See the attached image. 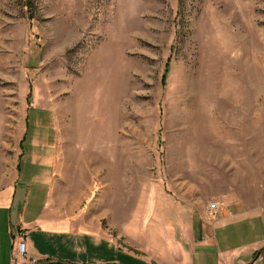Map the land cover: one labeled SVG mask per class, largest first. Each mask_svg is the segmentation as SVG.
<instances>
[{
	"label": "rangeland",
	"instance_id": "rangeland-1",
	"mask_svg": "<svg viewBox=\"0 0 264 264\" xmlns=\"http://www.w3.org/2000/svg\"><path fill=\"white\" fill-rule=\"evenodd\" d=\"M39 109L70 226L158 250L264 213V0H0V184Z\"/></svg>",
	"mask_w": 264,
	"mask_h": 264
},
{
	"label": "crops",
	"instance_id": "crops-1",
	"mask_svg": "<svg viewBox=\"0 0 264 264\" xmlns=\"http://www.w3.org/2000/svg\"><path fill=\"white\" fill-rule=\"evenodd\" d=\"M30 113L16 168L0 184V264H13L17 231L25 232L27 253L40 264H264V213L237 203L213 218L201 212L190 224L181 220V236L167 249L130 250L98 229L70 226L52 199L51 116L40 109Z\"/></svg>",
	"mask_w": 264,
	"mask_h": 264
},
{
	"label": "built area",
	"instance_id": "built-area-1",
	"mask_svg": "<svg viewBox=\"0 0 264 264\" xmlns=\"http://www.w3.org/2000/svg\"><path fill=\"white\" fill-rule=\"evenodd\" d=\"M219 208V203L214 201L210 204L209 210L213 213L217 212ZM14 239L16 242L15 247V258L13 260V264H40V261L35 258L31 257L27 253V245L25 241V232L17 231L14 234Z\"/></svg>",
	"mask_w": 264,
	"mask_h": 264
},
{
	"label": "trees",
	"instance_id": "trees-1",
	"mask_svg": "<svg viewBox=\"0 0 264 264\" xmlns=\"http://www.w3.org/2000/svg\"><path fill=\"white\" fill-rule=\"evenodd\" d=\"M169 63H170V59L167 61L166 66H165V69H164V74L162 76V84H164L165 81H166L167 73H168V70H169ZM30 96H31V93H29V95L27 97V100H30L31 99Z\"/></svg>",
	"mask_w": 264,
	"mask_h": 264
},
{
	"label": "water",
	"instance_id": "water-1",
	"mask_svg": "<svg viewBox=\"0 0 264 264\" xmlns=\"http://www.w3.org/2000/svg\"><path fill=\"white\" fill-rule=\"evenodd\" d=\"M56 264H61V263H56Z\"/></svg>",
	"mask_w": 264,
	"mask_h": 264
},
{
	"label": "bare ground",
	"instance_id": "bare-ground-1",
	"mask_svg": "<svg viewBox=\"0 0 264 264\" xmlns=\"http://www.w3.org/2000/svg\"><path fill=\"white\" fill-rule=\"evenodd\" d=\"M110 138V137H109ZM110 141V140H109Z\"/></svg>",
	"mask_w": 264,
	"mask_h": 264
}]
</instances>
